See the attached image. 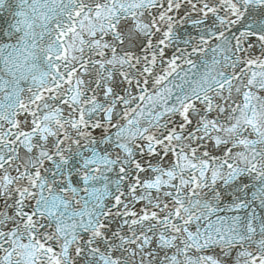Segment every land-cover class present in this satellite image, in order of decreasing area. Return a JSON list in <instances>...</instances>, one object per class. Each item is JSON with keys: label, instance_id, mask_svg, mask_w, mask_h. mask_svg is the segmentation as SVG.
<instances>
[{"label": "snow or ice", "instance_id": "1", "mask_svg": "<svg viewBox=\"0 0 264 264\" xmlns=\"http://www.w3.org/2000/svg\"><path fill=\"white\" fill-rule=\"evenodd\" d=\"M0 264H264V0H0Z\"/></svg>", "mask_w": 264, "mask_h": 264}]
</instances>
